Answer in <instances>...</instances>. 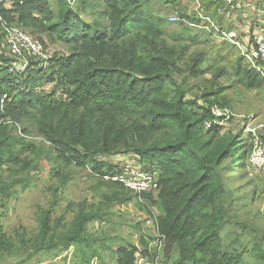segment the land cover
Wrapping results in <instances>:
<instances>
[{"label": "trees", "instance_id": "1", "mask_svg": "<svg viewBox=\"0 0 264 264\" xmlns=\"http://www.w3.org/2000/svg\"><path fill=\"white\" fill-rule=\"evenodd\" d=\"M144 1L148 0L2 3L1 18L23 30L50 36L63 49L53 53L47 67L39 68L35 59L27 58L24 70L13 74L10 67L16 60L5 48L0 22V45L6 50L0 54V164L7 163L5 155L13 152L15 137L8 136L7 131L18 124L34 125L64 161L59 163L52 154L49 157L58 165L56 176L68 166L87 168L98 186L109 190L103 198L106 202L134 201L145 209L154 218L155 237L141 236L137 244L118 247L114 253L116 264H135L136 259L164 264L174 252L177 257L171 264H245V255L251 252L264 261V235L251 237L256 241L251 249L248 242L241 240L242 234L252 230L239 221L240 198L229 187L233 165L238 170L246 166L251 170L247 165L250 142L245 143L241 133L222 134L220 125L205 129L204 122L211 120L212 105L225 109L227 101L221 102L211 92L203 95L209 105L203 107L187 88V81L212 69L217 76L237 77L246 89L264 88V73L252 68L239 55L241 49L226 38L228 33H237L235 29L214 31L224 18L220 11L235 6L237 0L229 5L222 0H196L199 14L195 12L196 4L188 11V5L178 0H164L179 10L175 23L146 12ZM97 6L101 11L86 22L82 18L84 10ZM178 23L179 30L166 31L167 24ZM190 28L199 31L191 36ZM259 30L249 34L248 43L239 44L238 37L237 43L251 44L255 35L264 34V29ZM215 33L222 39L220 47L210 40ZM200 37L206 38L205 43L199 41ZM201 45V50L190 52ZM228 57L237 59L235 65L217 67L220 60L224 63ZM188 95L193 99H187ZM8 121L13 125L9 126ZM122 155L133 157V165L155 175L157 188L137 194L119 183L105 181L104 174H116L119 169H113L102 157ZM20 169L25 171L26 167ZM20 172L15 168L9 176ZM9 179L12 180L0 185V207L17 187L25 189L29 185L22 184L26 181L22 178ZM155 206L159 210L157 217L150 211ZM49 214L48 210L42 214L43 230L35 240L39 249L54 246L47 240L51 230ZM98 217L99 212L79 205L69 235L61 244L63 250L75 245L83 254V248L89 247L87 225ZM157 239H162L161 250L151 251L148 241ZM13 249L14 244L0 227V255Z\"/></svg>", "mask_w": 264, "mask_h": 264}, {"label": "rangeland", "instance_id": "2", "mask_svg": "<svg viewBox=\"0 0 264 264\" xmlns=\"http://www.w3.org/2000/svg\"><path fill=\"white\" fill-rule=\"evenodd\" d=\"M177 2L184 4L183 6L188 5V11L194 9L193 6L196 4V0L194 2L178 0ZM167 3L164 0L144 1V10L153 15H159L166 21L168 19L169 22L170 17L176 16L179 10ZM100 11L99 6L95 7L94 10L88 7L82 13V18L86 22H90L97 15L94 13ZM180 11L182 10L180 9ZM219 14L224 15V18L221 25L216 24L217 26H214V31L235 29L234 31L237 33H235L234 41L237 42L238 37L239 44L248 43L251 38L250 33L261 32L259 29H264V0H237L235 6L225 7ZM204 20L208 19L204 18ZM201 22L203 21L201 20ZM180 26L179 23L176 25L167 24L166 31L179 30ZM190 29H192L191 36L199 31L194 28ZM24 31L34 38H38L50 56L55 51L63 49L62 44L57 43L48 35H38L30 29ZM217 35V33L213 34L210 40L215 46L220 47L222 39ZM205 39L200 37L199 41L203 44ZM207 45L211 44L208 42ZM5 48L7 50V47ZM5 48L3 44L0 45V54ZM202 48L203 45L197 46L192 48L190 52L193 53ZM230 53L235 54L232 51ZM239 53L241 56L242 51ZM225 60L224 63L220 60L217 67L225 65L227 68H231L237 61V59L230 57ZM214 70H209L197 79L187 81L188 91L199 100V104L203 107L209 106L203 98V95L207 93L213 92L216 97L219 96L221 102L226 100L225 109L218 105H212V107L227 113V119L220 118L218 121L221 126H219L221 133H241L242 138L245 139L244 142H250L251 145L244 128L250 119H253L255 125L264 122V88L262 90L246 89L237 82V77L217 76L214 74ZM219 91L221 92L217 94ZM191 95H188L187 99H193ZM7 124L13 125L11 121H8ZM14 126L15 129L7 131L8 136L15 137V139L12 140L13 152L5 155L8 162L4 161L0 164V185L10 182L12 180L9 179L10 177L22 178L26 180L22 184L27 183L29 185L25 189H21L20 186L17 187L13 196L0 207L2 234L7 235L14 244L12 252L0 255V264H85L89 261L90 264H116L114 253L118 247L129 243L137 244L141 236L145 238L155 237L154 219L139 204L134 201L106 202L103 198L104 195L110 193L109 190L98 186L95 177L88 172L87 168L71 169L68 166L62 168L59 175L56 176L55 169L58 168V165L49 157L52 154L59 163L64 161L51 149V145L38 134L36 127L24 123ZM261 135L264 137V132H261ZM127 157L125 155L104 156L102 159L117 170L124 164H132L136 161L133 157ZM20 166H25V171H22ZM15 168L21 171L20 174L9 176ZM68 173H71L70 178L65 184H62L63 178ZM231 176L229 187L233 190L235 197L240 198L238 219L252 230L242 234L241 240L248 242V249H251L256 242L251 237L256 238L264 235V174L252 172L247 166L238 170L233 165ZM81 204H85L94 212H99V217L87 225L89 247L83 248V254L75 245L69 246L66 250H63V245H61L65 236L69 235L68 229L75 220ZM142 207L146 208L145 205ZM47 210L50 211L49 226L51 228L47 234L49 237L47 240L51 241L54 246L50 249L43 247L39 249L35 240L41 236L43 230L41 218L43 212ZM150 211L154 217L159 214L156 206ZM148 221L151 222L150 225L147 224ZM237 228H239L238 232L241 231L242 233L241 227L238 226ZM22 240L27 246H24ZM148 242L152 245L151 241ZM148 247L150 246L148 245ZM150 250L152 251L151 247ZM176 257L177 253L174 252L172 258L167 262L165 261L164 264H171ZM158 260L161 263L162 257L160 256ZM142 261L143 264H149L145 259ZM135 264H140V261L136 259ZM245 264H264V261L257 259L251 252L245 255Z\"/></svg>", "mask_w": 264, "mask_h": 264}, {"label": "built area", "instance_id": "3", "mask_svg": "<svg viewBox=\"0 0 264 264\" xmlns=\"http://www.w3.org/2000/svg\"><path fill=\"white\" fill-rule=\"evenodd\" d=\"M4 1L5 0H0V7ZM222 1H226L228 5L232 3V0ZM195 12H199V4L197 3ZM177 20L178 19L175 16H171L169 22L175 23ZM0 22L5 37L4 42L7 47V52L16 60L15 63L11 64L10 72L13 74L22 72L29 63L27 58L35 59L38 62L39 68L47 67L48 62L52 59V56L46 53L44 46L39 39L26 33L17 24L8 23L1 17ZM190 26L196 27L194 24H191ZM235 35V32H231L226 34V38L229 39L232 44L237 45L241 49L242 56L251 64L252 68L260 74H263L264 34L255 35L252 38L251 44H248L247 46H240L237 42H235ZM210 113L211 120L204 122L205 129H210L212 125H220V123H218L220 118H228L225 111H220L215 107L210 109ZM244 130L246 132V136L249 137L251 141V153L248 159V165L251 170L264 174V141L261 135V132H264V122L255 125L253 123V119H250L245 125ZM102 178L105 181L119 183L124 188L137 194L153 191L157 188L156 176L148 171H143V169L133 164H124L116 171V174H104ZM147 224L150 225L151 222L148 221ZM161 243L162 239H157L152 242V245L149 244V246L152 249L158 248L160 251ZM139 261L140 264H143L142 259Z\"/></svg>", "mask_w": 264, "mask_h": 264}]
</instances>
